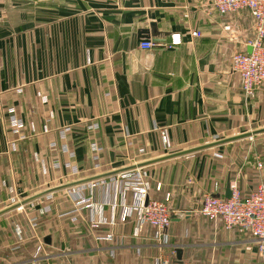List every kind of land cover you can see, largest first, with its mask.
Returning a JSON list of instances; mask_svg holds the SVG:
<instances>
[{
	"label": "crops",
	"instance_id": "obj_1",
	"mask_svg": "<svg viewBox=\"0 0 264 264\" xmlns=\"http://www.w3.org/2000/svg\"><path fill=\"white\" fill-rule=\"evenodd\" d=\"M173 34L181 38L176 47H139L144 40L168 44ZM254 35L247 11L219 14L211 0H0L5 170L28 192L25 183L44 173L67 174L66 163L82 179L126 167L135 148L144 147L148 161L264 128V82L247 97L231 71L232 55L247 51ZM9 108L34 123L36 133L26 126L23 139L12 134ZM63 128L70 129L64 141L58 137ZM165 134L169 151L161 142ZM94 143L98 153L91 150ZM143 169L147 198L171 212L167 244L135 213L123 217V205L136 202L134 193L115 195L113 185L85 184V197L93 207L103 204L107 224L89 222L92 207L72 202V188L65 199L42 197L28 212L37 218L36 232L20 209L0 216V264H156L161 258L264 264L247 232L225 230L220 220L198 213L214 183L222 197L227 183L241 195L264 183V133ZM42 204L50 212L41 214Z\"/></svg>",
	"mask_w": 264,
	"mask_h": 264
},
{
	"label": "built area",
	"instance_id": "obj_2",
	"mask_svg": "<svg viewBox=\"0 0 264 264\" xmlns=\"http://www.w3.org/2000/svg\"><path fill=\"white\" fill-rule=\"evenodd\" d=\"M211 3L219 14L235 13L245 10L253 19L255 35L247 43L248 47L251 49L250 53H247V51L237 52L231 57V71L233 74L240 77L242 93L247 97L252 96L264 82V0H211ZM192 36H199V33H192ZM180 43V36L178 34H173L168 44L156 42L154 40H144L140 42L139 47L144 50L155 47L171 48L180 45ZM7 114L10 132L18 138L23 139L21 132L26 126L29 127L32 133H36L34 123H28V125L24 123L16 116L14 109L9 108ZM96 128L97 125L90 126V129L95 130ZM69 130V128L61 129L58 132L59 139L64 141ZM42 131L44 133L49 131L47 124H44ZM248 139H252V137ZM161 142L163 148L169 151L171 145L168 142L166 134L161 136ZM128 146L131 148L132 145ZM62 149L68 152L65 144H62ZM10 150H16L15 143L10 145ZM91 150L94 153H98L100 147L94 143L91 145ZM68 154L70 158L73 157L72 153L68 152ZM147 154L144 147L135 148L133 152L128 154L127 166L146 161V159L143 158H145ZM256 166L258 169L262 168L260 162H257ZM54 168L58 169L59 164H56ZM64 169H67V175L70 177L78 175L76 168L70 163L64 164ZM145 173L143 168H138L110 177L114 181V184H112L114 193L115 195L124 194L128 191L134 193L136 202L129 207L123 205V217H130L135 213L140 225L148 224L153 227L155 229L156 238L162 243L167 244L168 235L166 234V230L170 225L171 212L166 203L147 198L149 186L145 180ZM96 183L97 181L89 183L88 185L92 187ZM230 189L231 196L229 199H226L217 194V184L214 183L213 190L202 195L198 213L210 220H220L225 230L240 229L247 232L257 241L259 257L264 260V183H259L254 190L245 195H241L235 186L230 187ZM83 190V186H77L70 190L69 197L72 202L76 205L86 203L88 206L92 207L90 208L91 213L89 217V222L92 225L107 224L108 221L103 214V204L93 207V205L88 202V198L85 197ZM112 206H116L114 202ZM49 211L50 208L48 206L43 207L41 210V212ZM110 222L112 223V220ZM28 223L30 228L34 230L33 227L36 221L28 219ZM107 239H111V235H108ZM42 245L43 242L40 240L35 255L41 250ZM171 254L174 256L175 252L172 251ZM156 264L192 263L161 258L158 259Z\"/></svg>",
	"mask_w": 264,
	"mask_h": 264
},
{
	"label": "water",
	"instance_id": "obj_3",
	"mask_svg": "<svg viewBox=\"0 0 264 264\" xmlns=\"http://www.w3.org/2000/svg\"><path fill=\"white\" fill-rule=\"evenodd\" d=\"M250 51H251V49H250V47H248L247 48V53H250ZM262 133H264V128H260V129L254 130V131H250V132L242 133V134H239V135H236V136L228 137V138H225V139L213 142V143H209V144L193 147V148H190V149H185V150H182V151H179V152L171 153V154H168V155H164L162 157H158L156 159H151V160H148V161H144V162H141V163H138V164H135V165L126 166V167H123V168H120V169H116V170H113V171H109V172L101 173V174H98V175H93V176H90V177H86V178L70 181L68 183L60 184V185L45 189V190H43V191H41L39 193H36V194H34V195L30 196V197H27V198H25V199H23V200H21V201H19L17 203H14V204H12V205H10L8 207H5V208L1 209L0 210V216L5 215V214H7L9 212H12V211H14V210H16V209H18L20 207L26 206V205H28V204H30V203L42 198V197L48 196L50 194H53V193H56V192H59V191L71 189V188H74V187H77V186H81V185L89 184V183L96 182V181H99V180H103V179H106V178H110V177H113V176H116V175H119V174H122V173H125V172H128V171H131V170H135V169H138V168H145L147 166H150V165H153V164H157V163H160V162H164V161H167V160H170V159H175V158L191 155L193 153L200 152V151L207 150V149H211V148H214V147H218V146H221V145H224V144H227V143L235 142V141L242 140V139H248L250 137H253V136H256V135H259V134H262ZM230 196H231L230 183H227L226 190H225V197L224 198L229 199ZM47 241H48V239H47Z\"/></svg>",
	"mask_w": 264,
	"mask_h": 264
},
{
	"label": "rangeland",
	"instance_id": "obj_4",
	"mask_svg": "<svg viewBox=\"0 0 264 264\" xmlns=\"http://www.w3.org/2000/svg\"><path fill=\"white\" fill-rule=\"evenodd\" d=\"M251 143H252L251 141L244 142L242 147H246L247 145H249ZM2 157L3 156H0V209L4 208L5 206H8L10 204H13L14 202H19V201L35 194L34 192H36L39 189H43L46 187L50 188V187H53L56 185L68 183V182H70V180H73V178L77 179L76 177H78V175H76L75 177H70L66 173L63 174V173H58V172H56V174H58V175H56L53 172H50V174L44 173V174H42L43 176H40V180H36L34 182L30 181V182L25 183V189H27L28 192H23V191H20L18 189L16 179L11 178L8 175V172L5 170L6 159L4 160V158H2ZM126 163H128V162H126ZM81 178H83V177H81ZM97 183L112 185V184H114V181L111 178H106V179L97 181ZM36 186H39V187H37L36 189H33V190H29L31 187H36ZM67 191L68 190H63L61 192H58V194H50L47 197L43 198L44 202L51 201L53 199V197H55L57 195H61V199H65V197H66L65 195H67ZM37 201H39V200H37ZM37 201L33 202L34 204L30 203L26 206L18 208L20 210L17 209L18 213H20L21 215H24V213H26L28 215L29 219H33L36 221V224L33 227L35 232H36L37 226H38L37 218L36 217H30L28 212L36 209ZM45 205L42 204L41 207H43ZM43 213H48V212H41V214H43Z\"/></svg>",
	"mask_w": 264,
	"mask_h": 264
}]
</instances>
